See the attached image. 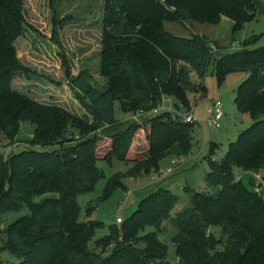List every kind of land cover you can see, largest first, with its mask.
<instances>
[{
	"label": "trees",
	"instance_id": "trees-1",
	"mask_svg": "<svg viewBox=\"0 0 264 264\" xmlns=\"http://www.w3.org/2000/svg\"><path fill=\"white\" fill-rule=\"evenodd\" d=\"M107 7L110 26L121 34L108 35L102 53L100 70L109 79L108 86L93 85L87 71L72 76L66 61L70 86L88 109L89 120L62 104L13 87L18 72L29 73L14 45L24 32L25 13L23 0H0V131L11 141L23 124L36 126L29 147L9 155L0 152V245L19 259L16 264H170L167 245L159 238L164 223H169L177 229V264H264V181H256L264 171V45L243 47L214 62L219 83L229 72L249 74L239 85L234 103L239 112L251 114L253 124L229 144L219 161L213 159L219 146L211 143L210 170L205 176L209 190H187L189 207L172 215L178 196L158 187L129 218L108 227L104 237L115 240L108 255L88 248L101 223L80 221L77 198L94 191L104 177L98 163H131L129 176L156 173L168 155L187 154L193 138L194 123L159 111L146 120L148 146L133 150L140 125L124 126L116 119L115 103L127 114L157 109L165 94L161 85L170 80L167 66L150 62L159 79L153 82L144 59L148 53L143 50L140 55L137 50L142 34L134 24H149L145 36L150 49H162L171 62L180 63L173 70L178 87L184 92L195 88L191 79L195 72L205 96L204 81L217 44L203 34L177 36L165 23L217 25L227 17L236 32L263 12L261 0H107ZM236 168L240 175H250L247 183L236 175ZM122 176L108 179L106 197L122 185ZM24 207L26 214L1 227L7 210ZM212 227L228 237L222 250L218 249L221 240L210 237ZM101 239L96 247L106 245Z\"/></svg>",
	"mask_w": 264,
	"mask_h": 264
},
{
	"label": "rangeland",
	"instance_id": "rangeland-1",
	"mask_svg": "<svg viewBox=\"0 0 264 264\" xmlns=\"http://www.w3.org/2000/svg\"><path fill=\"white\" fill-rule=\"evenodd\" d=\"M160 1L165 2V0ZM261 2L263 12L236 32L232 31V21L227 17H223L217 25L193 21L165 23L167 30L177 36L189 37L192 34H203L217 44L212 51V59L207 68L204 85L208 88V93L205 96L199 87L200 80L195 72L191 73L195 88L184 92L178 87L173 70L177 69L180 63L171 62L162 49L156 47L150 49L149 39L145 36L148 33L149 24L146 26L140 23L134 24L142 34L141 44L137 50L140 51V55H143V50L148 53L147 58L144 59L149 65L147 70L153 82L157 83L159 79L154 74L151 63L158 65L160 62L169 70L170 80L161 85V91L165 93L162 99V106L165 108L162 111L179 116L181 113H188L194 109L198 122L194 123L193 138L188 153L168 155L160 162V168L156 173L150 171L147 175L129 176L127 173L132 169L131 163L124 161H115L113 165H109L106 161L98 163L104 177L97 182L94 191L81 194L77 198L80 206V221L101 223L88 244L90 250L100 252L104 256L108 255L115 243L114 238L104 237L109 233L108 227L116 222L117 217L123 220L129 218L137 209L139 202L158 187L170 189L178 196L172 215L189 207L190 194L187 190L190 192L209 190L205 176L210 170L207 156L211 143L215 142L219 146L213 157L214 160L219 161L225 156L229 144L236 141L238 135L253 124L251 114L239 112L234 103L239 85L249 74L229 72L224 81L219 83L214 72V62L223 55L243 47L253 49L264 45V0ZM23 8L24 32L14 41V45L18 58L29 69V73L18 72L14 78L13 87L39 100L62 104L79 116L92 120L79 95L70 86L66 61L70 65L72 76L87 71L93 85L100 89L108 86L109 79L100 70L102 53L107 50V36L111 33L115 37L121 34L109 24L107 0H23ZM174 94L179 100L174 97ZM217 99L223 103L224 116L221 120V128H212L205 120L209 114L207 110ZM149 111L138 110L135 114H127L118 108V103H115L116 119L121 120L124 126L140 125L132 140L133 150L137 146H148L147 130L150 125L146 123V120L149 115L156 114L153 110ZM35 128V125L23 124L16 138L11 141L0 131V152L9 155L12 151L18 152L29 147ZM99 133H101L100 130H98ZM103 140L106 138H101V141ZM34 148L42 149L38 146ZM169 168L171 172H168ZM119 173L123 175L122 185L116 187L106 197L108 179ZM235 173L241 176L245 183L248 182L250 175H240L237 168ZM263 175L264 171L260 173L256 181H264ZM89 204L91 208L88 207ZM26 213L25 207L18 211L7 210L1 227H5ZM163 227L159 238L167 245V260L170 264H177L178 258L174 244L177 229L169 223H164ZM147 230L151 231V228ZM212 236L221 240L219 250H222L229 242L228 237L218 227L210 229V237ZM98 239L103 240V244L106 245L96 247L95 242ZM18 261L17 257L5 251L0 245V264H16Z\"/></svg>",
	"mask_w": 264,
	"mask_h": 264
},
{
	"label": "built area",
	"instance_id": "built-area-1",
	"mask_svg": "<svg viewBox=\"0 0 264 264\" xmlns=\"http://www.w3.org/2000/svg\"><path fill=\"white\" fill-rule=\"evenodd\" d=\"M163 102L158 106L157 109H154V113L162 111L165 107L162 106ZM208 117L206 118L207 125L212 128H221V120L224 116L223 103L220 99L214 100L211 104V107L207 110ZM177 119L186 123H196L198 118L195 117L194 109L188 113H181L179 116H176ZM168 172H171V168L168 169ZM259 191V188H256ZM123 222V219L120 217L116 218V223L120 224Z\"/></svg>",
	"mask_w": 264,
	"mask_h": 264
},
{
	"label": "crops",
	"instance_id": "crops-1",
	"mask_svg": "<svg viewBox=\"0 0 264 264\" xmlns=\"http://www.w3.org/2000/svg\"><path fill=\"white\" fill-rule=\"evenodd\" d=\"M231 28H232V24H231Z\"/></svg>",
	"mask_w": 264,
	"mask_h": 264
}]
</instances>
